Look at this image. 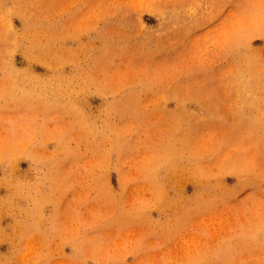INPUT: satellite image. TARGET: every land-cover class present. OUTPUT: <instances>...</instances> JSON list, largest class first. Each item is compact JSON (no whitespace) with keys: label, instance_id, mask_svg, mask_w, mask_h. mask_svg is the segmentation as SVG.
Listing matches in <instances>:
<instances>
[{"label":"rangeland","instance_id":"1","mask_svg":"<svg viewBox=\"0 0 264 264\" xmlns=\"http://www.w3.org/2000/svg\"><path fill=\"white\" fill-rule=\"evenodd\" d=\"M0 264H264V0H0Z\"/></svg>","mask_w":264,"mask_h":264},{"label":"bare ground","instance_id":"2","mask_svg":"<svg viewBox=\"0 0 264 264\" xmlns=\"http://www.w3.org/2000/svg\"><path fill=\"white\" fill-rule=\"evenodd\" d=\"M247 83V87H252L251 83H249L248 81L246 82ZM199 171V170H198ZM14 181V180H13ZM25 200V199H24ZM25 202V201H24Z\"/></svg>","mask_w":264,"mask_h":264}]
</instances>
